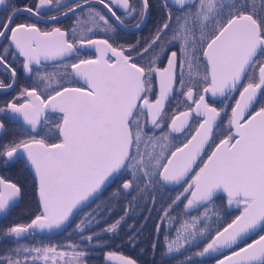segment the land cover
<instances>
[{"label":"snow or ice","instance_id":"1","mask_svg":"<svg viewBox=\"0 0 264 264\" xmlns=\"http://www.w3.org/2000/svg\"><path fill=\"white\" fill-rule=\"evenodd\" d=\"M152 10L151 0H0V91H15L0 105V171L31 175L37 198L30 222L0 226V264H88L138 208L157 212L164 236L152 264H264V0H159L151 36L117 42ZM25 194L0 175V214ZM119 197L124 215L95 231ZM77 217L76 241L28 243Z\"/></svg>","mask_w":264,"mask_h":264},{"label":"trees","instance_id":"2","mask_svg":"<svg viewBox=\"0 0 264 264\" xmlns=\"http://www.w3.org/2000/svg\"><path fill=\"white\" fill-rule=\"evenodd\" d=\"M230 108L227 109L229 113ZM227 117L224 118V123H226ZM209 149V148H208ZM207 149V151H208ZM4 176L18 180L23 183L26 188V194L23 199L13 208L11 215H9L6 220L0 226L10 225L12 223H28L30 219L34 216L37 203L35 194L32 189V177L29 174H20L18 169H13V172L7 171ZM116 185H112L107 191L104 192L101 200H105L110 193L115 189ZM172 196L175 195V192L170 193ZM165 197L169 193L164 194ZM130 199V197H128ZM100 201H96V204H99ZM96 204H91L89 208H85L84 212L90 211L91 208H95ZM127 206V199L124 197H119L112 202V207L114 211L110 217L106 216L105 221L102 222L99 226L95 227V231H100L106 224H111L114 220L124 215V208ZM157 208L160 207V204L157 203ZM233 214H237L236 209H232ZM139 213V214H137ZM81 216L83 213L80 214ZM150 218L145 220V217ZM158 220L157 212L154 210L150 214L147 209L141 211L139 208L135 212H131L125 219V222L121 225L118 234L112 237L105 236L108 239L109 246L101 249H96L91 251L88 257V264H101V256L107 252L112 251L119 253L121 255L127 256L129 258L136 259L138 264H152L153 255H152V244L154 240H159L163 242L164 236L157 235L155 231V223ZM79 221V217L73 221L71 225L67 227L65 231H61L55 235H41L35 234L33 238L29 241L32 244H56V245H66L69 241H76L78 239L77 234L74 232L75 223ZM133 226V227H130ZM142 229V230H141ZM138 232V235H137ZM136 236L135 240L131 243L128 242L129 237ZM28 241V242H29ZM6 242V241H5ZM202 247V245H201ZM1 249V248H0ZM195 250V249H194ZM160 258L159 251L156 253L155 259L158 261ZM214 264V261L212 262Z\"/></svg>","mask_w":264,"mask_h":264},{"label":"flooded vegetation","instance_id":"3","mask_svg":"<svg viewBox=\"0 0 264 264\" xmlns=\"http://www.w3.org/2000/svg\"><path fill=\"white\" fill-rule=\"evenodd\" d=\"M26 2H28V0H14V3L16 5H22L23 3H26ZM151 2L153 4V10H152L151 14L149 15L146 23L142 27V29L139 30V31H136V30L130 28V29L126 30V31H121L120 34H119L120 35V39L117 41L118 43H125V44H127V43H135L137 40H143L144 38H147V37L151 36V34L155 30V24H156V22H157V20L159 18V0H151ZM117 14H119V11H118ZM0 15H2V13H0ZM71 24H72V18L71 17L62 18L61 21H60V26H62L64 28H70ZM91 54L92 53H90V55ZM21 60H22V58H21ZM166 62H167V58L164 57V58H162V63H160V62H158V63H159V66L163 67V66L166 65ZM17 67H20V65H17ZM52 70H53L52 68H49V71H52ZM0 79H3L2 75H0ZM24 82H25V79L21 78L20 84H23ZM17 87H19V85ZM13 95H15V91H12V90H9L8 92L0 91V105L4 104L8 100H10ZM236 95L238 96V93ZM148 96H149L150 100H152V101L155 100V97H156V85L154 87V91L152 93H148ZM181 99H183V98H181ZM176 107H177V105H176L175 100H173L171 103H169L167 105L166 111H167L168 116H171L174 113ZM179 110L180 111L187 110L186 105L182 104L180 106ZM230 111H231V109L229 110V113H228L229 115H230ZM194 128H195V125L193 124V126H192V130L193 131H194ZM13 130L19 131L18 129H13ZM220 138H222V137H220ZM181 139L183 140V137ZM50 142H55V141H50ZM217 142H218V140H217ZM212 147H214V145ZM211 150H212L211 148H209L208 151L206 150V153L203 154V158L204 159H206L207 155L211 152ZM11 172H13V169L11 170ZM4 174H6V172L0 171V175L4 176ZM35 198H36V196H35ZM18 203H19V201H18ZM12 211H13V208L10 211V213L4 214L3 216L5 218H0V222L2 221V223H3L6 220V218L9 215H11ZM28 243L32 244V242H30V241ZM8 247H9V242L6 241V242H3V243H0V248H1L0 252L5 251ZM101 264H103L102 256H101Z\"/></svg>","mask_w":264,"mask_h":264},{"label":"water","instance_id":"4","mask_svg":"<svg viewBox=\"0 0 264 264\" xmlns=\"http://www.w3.org/2000/svg\"><path fill=\"white\" fill-rule=\"evenodd\" d=\"M167 63V62H166ZM166 66V65H165ZM158 92H159V87H158V85H156V95L158 94ZM193 107H194V105H193ZM231 112V111H230ZM214 148V147H213ZM211 153V152H210ZM210 153L208 154V155H210ZM206 159H207V157H206ZM205 159V160H206ZM37 199V198H36ZM237 214H238V212H237ZM4 214H0V216H3ZM59 232H61V231H59V230H53L52 232H36V233H38V234H41V235H47V236H50V235H55V234H58ZM116 255L117 256H119V255H121V254H119V253H116ZM102 260H103V264H120V262L118 261V260H111V261H107V260H105V258H104V254L102 255Z\"/></svg>","mask_w":264,"mask_h":264},{"label":"rangeland","instance_id":"5","mask_svg":"<svg viewBox=\"0 0 264 264\" xmlns=\"http://www.w3.org/2000/svg\"><path fill=\"white\" fill-rule=\"evenodd\" d=\"M233 209H235V206H233Z\"/></svg>","mask_w":264,"mask_h":264}]
</instances>
